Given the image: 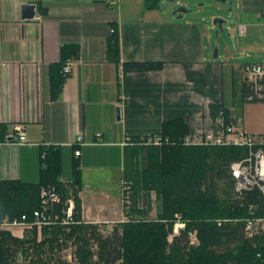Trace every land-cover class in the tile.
<instances>
[{
    "label": "crops",
    "instance_id": "1",
    "mask_svg": "<svg viewBox=\"0 0 264 264\" xmlns=\"http://www.w3.org/2000/svg\"><path fill=\"white\" fill-rule=\"evenodd\" d=\"M31 3L35 15L24 18L23 8ZM232 3L226 15H215L201 2L180 16L163 0L151 9L145 0H0V122L14 138L0 144L2 179L38 181L43 149L61 147L62 168L70 167L74 155L80 160L82 219L111 224L126 212L127 138L157 134L165 121L182 118L189 142L199 144L214 127L213 105L228 109L245 131L264 133V102L244 99L242 73L244 63L264 61V0ZM41 7H47L46 14ZM217 16L234 22L222 30L213 22ZM113 25L122 62L163 66L125 73L108 60ZM67 43H78L80 55L53 99L50 66ZM18 125L25 143L15 139ZM79 135L76 155L72 147ZM61 179L69 189L72 178ZM114 182L120 186L118 198L109 187Z\"/></svg>",
    "mask_w": 264,
    "mask_h": 264
},
{
    "label": "trees",
    "instance_id": "2",
    "mask_svg": "<svg viewBox=\"0 0 264 264\" xmlns=\"http://www.w3.org/2000/svg\"><path fill=\"white\" fill-rule=\"evenodd\" d=\"M160 3L161 0H145L149 9L159 7ZM41 10L44 14L48 11L47 7H41ZM113 29L107 38V58L121 64L125 73L163 66L161 62H122L118 28L113 25ZM79 55L78 43L61 46L59 60L50 66L53 99L59 97L68 76L63 71L64 65ZM219 109L216 105L211 107L214 119ZM224 110L229 116V110ZM157 134L162 138L161 144H143L146 135L132 137L131 144L126 146L124 181L131 184V202L125 199L127 219L115 224L111 234L105 235L102 225L82 219L80 160L74 155L68 189L61 179V147L51 145L43 149L38 181L1 179L3 215L14 219L32 214L40 205L41 187L54 185L63 201L71 193L70 197L75 201V219L80 222L66 227H45L39 241L36 230L32 232V238H21L0 228V264H59L53 252L68 241H73L77 247V264H264V233L247 237L242 220L250 216L251 204L257 205L254 214H262L264 195L259 189L247 191L240 197L234 193L231 164L243 158L246 149L187 143L189 126L182 118L165 121ZM9 137L8 125L0 122V142L8 141ZM77 149L78 144H74V154ZM153 190L160 198V209L156 219H149L146 218L149 209L138 207L137 197L140 191ZM146 203L149 204V196ZM178 215L184 220L185 227L169 240ZM221 219L228 220L219 224ZM192 232L197 235V244L190 243ZM30 248L36 256L28 262L17 261V253L22 251L28 257Z\"/></svg>",
    "mask_w": 264,
    "mask_h": 264
},
{
    "label": "built area",
    "instance_id": "3",
    "mask_svg": "<svg viewBox=\"0 0 264 264\" xmlns=\"http://www.w3.org/2000/svg\"><path fill=\"white\" fill-rule=\"evenodd\" d=\"M239 28L241 32L245 31L244 24H240ZM112 31H114L113 28ZM74 62V60L67 61L63 68L65 74L72 72ZM242 73L245 81L246 101L264 102V61L244 63L242 65ZM15 129L17 131V137H15L17 143H25L27 137L23 126L18 125ZM82 140L83 137L79 135L75 144L82 143ZM186 142L190 143L188 137ZM142 143L145 145H158L162 143V138L158 134H152L144 138ZM128 144H131V138H127L124 142V145ZM199 144L207 146L232 145L245 148V156L231 164V173L235 180L234 193L237 197H240L247 191L259 189L264 195V133L252 134L245 131L239 124H236L235 116L232 113L227 116L224 108L220 107L214 119V127L203 135ZM75 154L80 155V150L77 149ZM131 193L130 182L123 180V203L126 198L128 203L131 202ZM40 197V205L33 210L32 214H24L22 218L14 219L2 214V202L0 199V228L9 230L14 236L24 237L35 230L38 234H41L45 227H66L80 222L75 219L74 198L69 197L66 201H63L56 186H42ZM249 208L251 210L250 216L242 220L246 236L254 238L264 233V204L262 214L259 215L254 214L257 211V205L251 204ZM227 220L221 219L218 220V223L221 224ZM184 227L185 222L178 220V223L175 224V231H179ZM190 239L192 243L198 241L195 232L190 234Z\"/></svg>",
    "mask_w": 264,
    "mask_h": 264
},
{
    "label": "rangeland",
    "instance_id": "4",
    "mask_svg": "<svg viewBox=\"0 0 264 264\" xmlns=\"http://www.w3.org/2000/svg\"><path fill=\"white\" fill-rule=\"evenodd\" d=\"M163 2L165 3V5H169V7H174L175 10H177L180 7L186 6V5H187L186 7H188V8H192V7L198 8L199 3L204 2L206 5V6H204V8L208 9L209 11L214 9L215 15H226V14L230 13L227 11L229 8L234 9L233 3L231 4V2H233V0H227L226 2H219L216 0H201V1L200 0H174V1L163 0ZM215 6H221V7H223V9H215ZM230 21L234 22L233 18ZM228 24H230V22ZM62 177L65 180L72 178L71 165L68 168H66V165L63 167ZM109 187L112 190L113 197L118 198L120 195V186L114 182ZM147 196H149V204L146 203ZM148 205H149V207H148ZM137 206L140 208H143L144 210L149 209V211L146 215V218L156 219L158 216L159 209H160V198L157 196V194L154 190L150 191V192L140 191L139 197H137ZM127 216H128V214H127V212H125L124 216L122 217V221L126 220ZM178 220L184 221L180 215L177 216V219L174 223V232H173V234H171L169 236V240H173L174 235L180 233V230L175 231V224L178 223ZM118 223H119V221H116V222L111 223V224H103L101 226V230L105 235L111 234L115 224H118ZM31 236H32V233H29V234H26L24 237H21V238H26V237H31ZM42 238H43V231L41 232V234L37 235V241L41 240ZM190 243L191 244H197L198 241L195 243H192L190 241ZM76 249H77V247L73 243V241H68L67 244L63 243L61 248L56 247L53 254L57 258V262L59 264H77L78 262H77V258H76ZM93 249H96V246H93ZM32 256H36V255L34 254L33 248H30V255L28 257H26L22 251H19L16 255V259L19 262H28Z\"/></svg>",
    "mask_w": 264,
    "mask_h": 264
},
{
    "label": "water",
    "instance_id": "5",
    "mask_svg": "<svg viewBox=\"0 0 264 264\" xmlns=\"http://www.w3.org/2000/svg\"><path fill=\"white\" fill-rule=\"evenodd\" d=\"M170 1H174V0H170ZM216 1L226 2V0H216ZM231 4H232V2H231ZM23 9H24V13H23L24 18H32V17H34V15H35V4H33V3L26 4ZM193 11H194V7L188 8L186 6H183V7L178 8L177 10H174L173 13L174 14L179 13L180 16H182L183 14L191 13ZM228 11L232 12V9H229ZM213 22H214V24H218L220 29L223 30L222 26L224 24L227 25L230 22V19L217 16V17L214 18ZM117 116L120 119V108L117 109ZM13 139L14 138L12 136H10L8 138L9 141H13Z\"/></svg>",
    "mask_w": 264,
    "mask_h": 264
}]
</instances>
